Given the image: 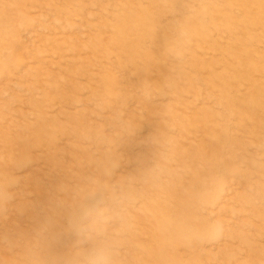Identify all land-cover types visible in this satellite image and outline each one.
<instances>
[{
  "label": "rangeland",
  "instance_id": "obj_1",
  "mask_svg": "<svg viewBox=\"0 0 264 264\" xmlns=\"http://www.w3.org/2000/svg\"><path fill=\"white\" fill-rule=\"evenodd\" d=\"M264 264V0H0V264Z\"/></svg>",
  "mask_w": 264,
  "mask_h": 264
},
{
  "label": "clouds",
  "instance_id": "obj_2",
  "mask_svg": "<svg viewBox=\"0 0 264 264\" xmlns=\"http://www.w3.org/2000/svg\"><path fill=\"white\" fill-rule=\"evenodd\" d=\"M91 264H109L108 257L103 250H98L91 256Z\"/></svg>",
  "mask_w": 264,
  "mask_h": 264
}]
</instances>
